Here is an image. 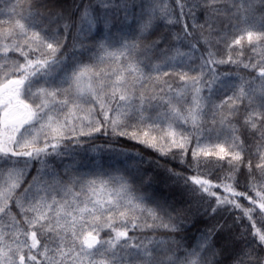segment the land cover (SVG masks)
Wrapping results in <instances>:
<instances>
[{
	"label": "snow or ice",
	"instance_id": "snow-or-ice-1",
	"mask_svg": "<svg viewBox=\"0 0 264 264\" xmlns=\"http://www.w3.org/2000/svg\"><path fill=\"white\" fill-rule=\"evenodd\" d=\"M174 2L175 7L169 0L141 3L138 36L115 50L99 43L98 62L69 74L61 68L68 36L73 47L76 41L84 47L80 38L96 27L101 9L107 27L109 12L123 11L127 19L133 0H73L71 5L67 0H0L8 7L7 18H0V264H264V230L254 219L264 221V192L252 183L251 160L244 161L250 145L242 138L247 132L254 141L260 161L255 167L264 171V0ZM198 11L203 23L197 22ZM156 21L180 24L183 32L172 40L192 41L187 52L169 45L146 73L141 57L148 59L161 42H148L145 35ZM221 43L223 55L218 54ZM198 45L204 47L198 70H184L183 58L196 59ZM246 49L250 55L245 56ZM9 53H19L23 61ZM163 65L172 71L162 72ZM220 65L253 74L222 83L231 95L210 103L203 92L207 88L211 94L220 81ZM164 77L175 78L177 86ZM101 131L164 158L157 165L202 202L203 212L197 209L190 227V208L151 207L126 180L60 177L48 158L61 155V143ZM213 133L223 142L201 143ZM193 139L196 147L189 152ZM209 157L226 160L229 170L219 182L199 174L212 163ZM171 161L184 170L168 167ZM33 162L39 167L29 180ZM242 166L256 198L234 187ZM186 170L196 174L185 175ZM233 210L241 216L230 225L222 213ZM242 218L252 225L251 240L246 230L234 234ZM192 228L200 232L194 244L187 235Z\"/></svg>",
	"mask_w": 264,
	"mask_h": 264
},
{
	"label": "trees",
	"instance_id": "trees-1",
	"mask_svg": "<svg viewBox=\"0 0 264 264\" xmlns=\"http://www.w3.org/2000/svg\"><path fill=\"white\" fill-rule=\"evenodd\" d=\"M9 4L14 3V0H7ZM46 2V0H41ZM73 0H67V3L71 5ZM79 3V0H76ZM136 5L134 8L130 7L127 19H125V13L120 11L116 13L115 10H111L108 15V26H105V13L101 9L99 18L96 23V27L87 34L86 37L80 39L83 40L84 47H79V41H76V47H73L74 40L73 36L70 35L65 40V47L62 49L64 55V62L61 65L62 69H67L70 74L74 69L82 65H91L98 62V57L103 55L98 48L99 43L105 42L110 45L109 50L118 49L121 44L126 41H131L134 37L139 35V17L141 13V3H147V0H133ZM169 3L175 7L174 0H169ZM3 7V12H0V18H7L8 7ZM19 10V9H17ZM189 24L191 20L185 18ZM204 15L202 12H197V22L203 23ZM183 32V28L180 24L166 25L162 21L154 22V26L150 33H146L148 36V42L160 39V44L149 52L148 59H141L144 61L142 67L146 73L151 72L150 64L159 62V58L162 54V50L169 47V45L175 47L178 46L182 51H189V43L192 38L185 39L183 41L172 40L173 34ZM75 35V30H73ZM200 49L194 55L197 57L191 61L185 60V64L182 65L184 70H188L191 66L193 70H198L200 61L198 57L203 53L204 47L198 45ZM219 55L224 53V44L221 43L219 46ZM250 53L245 50V56ZM10 57L23 61V57L19 56V53H9ZM179 70V67L178 69ZM161 71H169L172 69L168 65H163ZM63 75V73H58ZM194 74V73H193ZM217 74L220 75L221 79L215 85H213L212 92L209 94L207 88H205L203 95L209 97L210 103L219 104L221 100L225 99L227 95H231L230 90H226L222 87V83L237 82L238 76L248 77L251 74V70H245L243 68H237L235 65H220L217 67ZM228 74V75H225ZM153 76L156 73H152ZM173 83V86H177V81L172 77H164ZM67 87V83L63 85ZM157 103L153 101V104ZM151 111H155L152 109ZM205 112L208 113L205 119H211V113L206 108ZM243 116V110H241V117ZM102 119V118H101ZM185 131L191 132L190 125H182ZM207 135V134H206ZM242 138L245 140L247 147L244 153L245 164L251 160L252 163V177L255 180L252 183L256 184V189L264 192V171L258 170L255 166L259 163V157L255 154V143L249 138L247 132L243 133ZM223 142V136L219 139L216 138L215 133L212 134L211 140H206L201 137V143L215 144ZM196 147V141L193 139L192 144L189 146V152L191 149ZM227 149V145H225ZM61 155L49 157V161L52 167L64 180L77 179V180H112L119 182L120 179L126 180L132 189L134 195L143 197L144 201L151 207L161 205L169 210L173 207L177 209L187 210L191 209V213L188 214L187 226H191L192 221L195 219L197 209L200 208L202 202L195 200L192 195L185 189L183 181L177 182L173 177L170 178L169 173L162 167L157 165V160L162 164L164 158H160L157 153L151 149L145 148L143 145L137 144L135 141L128 140L125 137H113L111 133L105 135L103 131L94 133L90 137H79V142L75 139L64 140L61 143L60 149L58 150ZM212 163L200 170V175L206 178L219 182L220 178L227 172L228 165L225 161H217L215 157L208 158ZM222 165V167H217ZM38 164L33 162V168L29 172L28 179L30 180L35 175ZM168 167L174 168L176 171H182L183 166L178 161H171ZM185 175H195L193 171H184ZM247 168L242 166V172L238 174L239 183L234 185L236 190L239 192H246L249 196L256 198L255 191H253L249 184V179H246ZM238 199L245 206H250L248 201L243 197ZM200 212H203V208H200ZM228 218L229 224L236 217H240L241 213L238 210H233L232 213H222ZM208 218L205 217V220ZM256 227L264 230V221L254 216ZM212 223V221H209ZM204 224H198V227L203 230ZM247 231V239L251 240V232L253 231L251 223L246 219L242 218L239 220V226L234 229V234L239 236L241 232ZM105 236L106 233H101ZM188 242L195 243L200 236V232L196 228H192L188 232ZM239 247V245L237 246Z\"/></svg>",
	"mask_w": 264,
	"mask_h": 264
}]
</instances>
